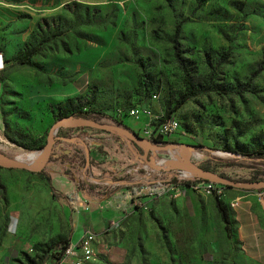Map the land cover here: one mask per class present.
<instances>
[{"label":"rangeland","instance_id":"obj_1","mask_svg":"<svg viewBox=\"0 0 264 264\" xmlns=\"http://www.w3.org/2000/svg\"><path fill=\"white\" fill-rule=\"evenodd\" d=\"M110 1L96 7L67 5L42 27L46 40L41 47L83 39L94 49L82 51L95 65L86 88L72 100L98 117L96 121L124 125L156 145L173 144L147 151L157 163L185 161L231 180H263L264 157L250 159L247 153L264 151V0ZM176 22L192 82L209 86L180 105L175 103L184 91V74L170 43ZM109 40L111 49L99 51ZM39 72L35 71L38 77ZM30 73L12 60L0 73V151L36 166L49 128L59 118L57 105L63 102H30L24 79ZM146 104L153 115L175 117L178 128L155 140L147 138L142 130L153 126L155 118L122 115L131 106ZM77 129L87 130L92 139L89 151L98 154L87 160L86 177H128L138 165L142 179L152 182L155 173L164 171L138 161L141 148L104 130L61 124L52 132V145ZM52 145L50 159L60 151L52 152ZM174 151L183 156L172 158ZM42 169L38 174L0 166V264H50L55 243L62 245L70 238V206L57 199L45 166ZM175 170L180 168L169 169ZM77 181V187L82 185ZM221 187L219 199L228 215L230 200L246 201L264 230V189ZM100 192L107 194L108 186L103 184ZM134 221L112 233V240L118 236L122 241L121 250L108 239L112 247L107 256L117 250L118 257L104 261L99 256L88 264H264L241 250L233 224L226 231L214 196L199 189H186L175 199H149Z\"/></svg>","mask_w":264,"mask_h":264},{"label":"crops","instance_id":"obj_2","mask_svg":"<svg viewBox=\"0 0 264 264\" xmlns=\"http://www.w3.org/2000/svg\"><path fill=\"white\" fill-rule=\"evenodd\" d=\"M110 2V0H0V73L5 71L6 65L22 50L37 22L63 12L70 4L96 7ZM86 44H89V41L78 39L65 45L41 47L31 57L33 65L17 64L18 67L31 72L30 77H24L30 102L37 103L43 100L63 102L82 93L86 88L88 72L95 65L94 59H90V54L82 52L94 51L88 49ZM104 46L99 51L110 50L111 40ZM35 71H40L41 76H36ZM1 80L2 78L0 83ZM85 132L87 130L77 129L70 133L66 140L60 139L52 145V152L57 149L60 151H56L58 155L54 154L45 168L49 176V185L57 199L70 206L72 224L68 241H76L83 232L93 231L96 235L97 249L101 252L103 245L109 247L106 253L101 252L97 258L101 257L104 261L112 260L120 254L114 250L108 257L112 247L109 244L112 243L117 249L122 245V241L117 240L118 236L117 238L114 236L112 240V233L120 231L127 223L133 225L134 216L145 208L148 200L144 199L142 205H137L129 196V188L143 180L141 172L137 170L138 165L132 169L128 177L113 175L110 179H105L98 175L84 176L87 160L96 159L98 156L96 152L89 151L88 145L92 139ZM112 143L117 142L113 140ZM77 180L82 185L77 187ZM103 184L108 186L107 194L100 192ZM230 203H233L232 207L230 205V208L228 207L233 221L232 233L241 250L255 261L264 262V230L259 225L256 214L249 209L246 201L230 200ZM109 221H116L117 227L107 230Z\"/></svg>","mask_w":264,"mask_h":264},{"label":"built area","instance_id":"obj_3","mask_svg":"<svg viewBox=\"0 0 264 264\" xmlns=\"http://www.w3.org/2000/svg\"><path fill=\"white\" fill-rule=\"evenodd\" d=\"M150 97L152 100H155L156 94L152 93ZM117 113L121 114V111L118 110ZM122 115L134 119L140 116L155 118L156 123L153 126L142 130L147 138L152 139H155L159 135H168L179 126L175 117L161 118L153 115L149 104L143 105L141 108L131 106ZM196 157L201 158V155ZM186 189L190 191L199 189L207 195H216L217 197L220 196L222 191V187L219 184L180 169L175 171L164 170L162 173H155L154 181L143 180L130 187L129 196L134 204L142 205L144 199L160 198L163 195L175 199L182 195ZM229 205L232 207L233 203ZM115 227H117V222L109 221L107 230ZM97 245L95 233L93 231H85L76 241H68L64 248L60 250L58 257L52 259L50 264H88L97 259V253L100 251L97 249ZM108 249V245L105 244L102 246L101 252L106 253ZM42 264H47V262H43Z\"/></svg>","mask_w":264,"mask_h":264},{"label":"trees","instance_id":"obj_4","mask_svg":"<svg viewBox=\"0 0 264 264\" xmlns=\"http://www.w3.org/2000/svg\"><path fill=\"white\" fill-rule=\"evenodd\" d=\"M52 20V17L48 18L47 20L44 19L42 21L37 22L35 25V28L31 32L29 38L27 41L23 44L22 50L18 52L17 55H15L12 58V61L16 64H21V65H28L31 66L33 65V62L31 61V57L34 53L38 52V50L41 48V44L46 40L42 36V27H45L48 23V21ZM179 33H180V22H176L173 27L172 34L170 36V43L173 49V56L181 70L183 71L184 74V91L181 93L179 98L176 101V105H180L185 99L194 96L195 94L202 92L204 90H207L209 86H203L201 83L199 84H194L192 82V77H191V71L186 64V61L184 60V57L181 53L180 46H179ZM41 35V36H40ZM223 58L227 57V52L224 51L223 53ZM260 69V67L258 68ZM257 69V70H258ZM146 84L149 83L148 80L145 81ZM73 98H69L63 101L62 104L57 105V109L59 110L58 112V117H65V116H72L74 118H84V119H93L97 120L98 117L94 116L89 110L84 109V106L79 105L77 102L72 100ZM123 127H126L123 125ZM155 140V139H153ZM21 146L25 148H36L35 146H29L25 144H20ZM51 157V156H50ZM49 157V159H50ZM247 157L250 159H257V158H263L264 157V151L262 150H255L252 152L247 153ZM42 170H39L37 173L41 174ZM253 180V179H252ZM220 186H223L219 184ZM227 187V186H226ZM214 196V205L221 217V220L224 223L225 229L227 232H229V226L230 223L233 224L232 219L230 218V214L228 215L226 209L224 206L220 203V196L217 197L216 195ZM62 245L60 242L55 243V248L50 251V256L49 260L51 261L52 259H56L59 255V252L64 246L67 244L68 240H63Z\"/></svg>","mask_w":264,"mask_h":264},{"label":"water","instance_id":"obj_5","mask_svg":"<svg viewBox=\"0 0 264 264\" xmlns=\"http://www.w3.org/2000/svg\"><path fill=\"white\" fill-rule=\"evenodd\" d=\"M61 124H66V125L73 126V127L86 126V127L104 130L107 132L120 135L126 138L128 142H132L137 147L143 150L141 159H138V160L145 161L153 169L169 170V169H174V168H180V169L189 171L200 178H203L205 180H208L216 184L225 185L227 187H234L238 189H255V188L264 189V179L263 180H239V181L231 180L224 176L211 173L201 168L192 166L189 162L186 163L185 161L182 163H173L171 161L166 162L164 164L157 163L156 161L152 159V157L148 158L146 156L147 151L157 150V149L162 150L165 148H173L174 147L173 144L156 145V144L151 143L148 139L135 134L134 132L129 130L127 127L114 126V125L105 124L103 122H99V121H96L90 118L88 119L74 118L72 116H65V117L58 118L56 122L49 128L44 154L36 166L26 163L25 161L19 158H12L1 151H0V166L17 168V169H25V170L34 171V172L41 170L47 163L48 158L51 156L50 153H51V145H52L51 143L52 132Z\"/></svg>","mask_w":264,"mask_h":264},{"label":"bare ground","instance_id":"obj_6","mask_svg":"<svg viewBox=\"0 0 264 264\" xmlns=\"http://www.w3.org/2000/svg\"><path fill=\"white\" fill-rule=\"evenodd\" d=\"M186 154V153H185ZM176 155H181V156H183V153L181 152V151H174V153L173 152H171V157L173 158V157H175ZM199 156V155H198ZM187 157V156H186ZM20 159V158H19ZM22 160V159H21ZM170 162V161H169Z\"/></svg>","mask_w":264,"mask_h":264}]
</instances>
